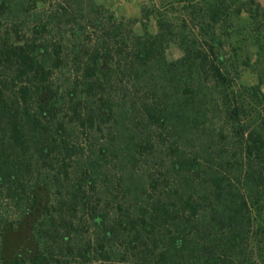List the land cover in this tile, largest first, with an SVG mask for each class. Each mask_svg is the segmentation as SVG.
<instances>
[{
  "label": "trees",
  "instance_id": "obj_1",
  "mask_svg": "<svg viewBox=\"0 0 264 264\" xmlns=\"http://www.w3.org/2000/svg\"><path fill=\"white\" fill-rule=\"evenodd\" d=\"M182 1L186 24L152 33L83 0H0V264H258L264 17L248 11L260 82L244 86L222 17L239 0ZM25 219L36 250L8 262Z\"/></svg>",
  "mask_w": 264,
  "mask_h": 264
},
{
  "label": "rangeland",
  "instance_id": "obj_2",
  "mask_svg": "<svg viewBox=\"0 0 264 264\" xmlns=\"http://www.w3.org/2000/svg\"><path fill=\"white\" fill-rule=\"evenodd\" d=\"M88 5L89 3H96L100 5L108 16L109 13H113L118 19L124 20L126 23L132 25L135 31H142V23L146 21L149 26V30L152 33L158 32L157 17L160 15H166L173 25L178 29L182 28L187 22L188 14L187 9H183L182 0H83ZM202 1V0H198ZM232 1V0H231ZM250 0H239L232 5L230 10L222 16L223 19H228V25L231 27V38L228 39L226 51L230 56V64L238 67L242 71L240 83L244 86L256 85L260 82L258 74L251 67L256 57L257 46L253 44V39L249 36V30L252 27V20L248 13L249 9H253L255 13L258 12L259 17H264V0H256V5L251 6ZM64 5L65 0H51L46 4H39L38 8L45 9L47 11L54 10L59 5ZM244 5V10L241 16H237L234 12L235 9ZM152 13L150 19L146 20L143 16L145 10ZM259 10V11H258ZM51 34L53 35H65L67 38L66 29L58 30V28L51 27ZM226 27L223 28V31ZM48 37L49 34L47 33ZM65 38V39H66ZM226 39V38H225ZM252 39V40H251ZM166 57L170 61H175L184 55V51L181 48L178 41H170L165 45ZM238 49V51L235 50ZM237 55V56H236ZM251 64H248L249 62ZM58 71V70H57ZM60 71V70H59ZM261 90L264 92V82L261 84ZM253 250V259L258 264H264V248L259 243L258 238L253 239L250 246ZM36 247L33 240V230L31 224L25 219L15 229L7 228L4 232L2 239V252L4 258L8 262H13L19 259L30 258Z\"/></svg>",
  "mask_w": 264,
  "mask_h": 264
}]
</instances>
